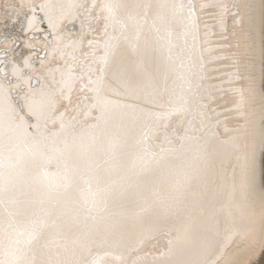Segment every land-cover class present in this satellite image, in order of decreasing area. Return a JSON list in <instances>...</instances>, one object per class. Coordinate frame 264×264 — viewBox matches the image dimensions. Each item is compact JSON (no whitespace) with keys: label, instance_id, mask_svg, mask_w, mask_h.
<instances>
[{"label":"snow or ice","instance_id":"snow-or-ice-1","mask_svg":"<svg viewBox=\"0 0 264 264\" xmlns=\"http://www.w3.org/2000/svg\"><path fill=\"white\" fill-rule=\"evenodd\" d=\"M264 230V0H0V264H241Z\"/></svg>","mask_w":264,"mask_h":264},{"label":"water","instance_id":"water-1","mask_svg":"<svg viewBox=\"0 0 264 264\" xmlns=\"http://www.w3.org/2000/svg\"><path fill=\"white\" fill-rule=\"evenodd\" d=\"M258 2V0H257ZM256 235V239H251L249 240V242L246 243V245L243 248H246L248 251L246 254L242 255V259H241V264H254L257 256L255 250L253 248H251V244H255L256 241L262 242V239L264 237V230H257L255 232ZM242 247V246H241Z\"/></svg>","mask_w":264,"mask_h":264},{"label":"bare ground","instance_id":"bare-ground-1","mask_svg":"<svg viewBox=\"0 0 264 264\" xmlns=\"http://www.w3.org/2000/svg\"><path fill=\"white\" fill-rule=\"evenodd\" d=\"M255 232L251 233L248 236V238L245 241H243V243L241 245L242 248L246 245L247 242H249V240H251L253 238L256 239L257 234ZM251 248H253L255 250V252H257L256 253L257 258H256L254 264H264V237L262 239V242L256 241L255 244H253V245L251 244Z\"/></svg>","mask_w":264,"mask_h":264}]
</instances>
